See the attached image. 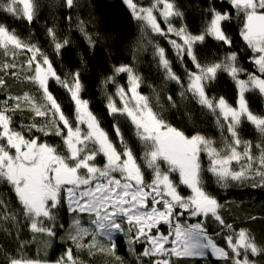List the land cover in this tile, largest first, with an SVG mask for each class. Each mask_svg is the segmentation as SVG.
Here are the masks:
<instances>
[{
	"label": "snow or ice",
	"instance_id": "6c2138e0",
	"mask_svg": "<svg viewBox=\"0 0 264 264\" xmlns=\"http://www.w3.org/2000/svg\"><path fill=\"white\" fill-rule=\"evenodd\" d=\"M123 2L139 23L141 38L151 46L164 80L175 82L182 100L190 97L212 117L221 133L220 144L201 133L186 135L167 123L154 110L150 97L140 91L143 78L134 66L113 65L112 74L100 82V87L109 114L128 120L143 146V163L152 173L151 180L146 181L141 163L119 126L114 125L118 149L92 112L90 101L83 97L80 71L61 75L54 60L31 35L22 37L15 28L0 23V53L7 58L0 62V70L12 76L23 71L24 79L39 93V98L24 92L0 100V183L10 186L33 233L56 235L54 210L62 200L74 214L66 238H61L72 246L55 261L31 258L22 246L15 254L0 249V255L5 264H83L74 248L87 250L89 255L115 256L116 239L122 233L130 252L135 253L134 245H144L136 258H154L150 264H175L173 257L207 261L209 256L221 264H257L255 257L264 255V244H258L249 229H236L220 215L223 205L205 189L201 154L208 157L206 170L221 186L229 181L264 186V112L253 111L248 99L251 93L264 97V0H227L228 8H217L209 0L196 31L185 22L177 0H150L147 5L138 0ZM64 4L72 8L74 0H64ZM0 12L31 25L38 19L39 4L36 0H0ZM233 20L239 21V35L252 52L249 59L255 71L244 68L235 51L212 58L200 54L210 40L231 48L233 40L226 28ZM77 23L91 46L94 41L84 21ZM45 32L58 57L69 39L58 35L55 26ZM149 34L171 46L183 77L174 71L168 50L148 39ZM20 55L26 57L22 63L17 62ZM121 74L127 77L126 85L117 79ZM224 75L236 89L231 102L211 91ZM52 83L68 95L73 106L71 116L50 90ZM4 84L0 79V86ZM109 85L114 92H108ZM156 99L158 102V95ZM167 99L175 104L171 95ZM24 111L31 114L29 123L15 121L16 113ZM244 123L255 128L259 142L241 139ZM34 131L59 137L64 151ZM98 156L104 158L102 166L96 162ZM173 173L178 174V182ZM180 186L190 189L191 195H181ZM191 218L197 219L188 222ZM210 219L217 225L212 233L206 226ZM0 220L18 223L17 212L4 197H0ZM161 225L167 229L162 231Z\"/></svg>",
	"mask_w": 264,
	"mask_h": 264
},
{
	"label": "trees",
	"instance_id": "16d2710c",
	"mask_svg": "<svg viewBox=\"0 0 264 264\" xmlns=\"http://www.w3.org/2000/svg\"><path fill=\"white\" fill-rule=\"evenodd\" d=\"M39 4L38 19L31 25L23 20L14 19L9 14L0 12V23H6L9 27L15 28L22 37L31 35L33 42L38 43L50 58L54 60L58 73L63 75L66 72L79 70L81 81L84 84L83 97L90 101V108L100 121L101 127L108 133L110 139L120 145L115 133L114 125L119 126L121 133L127 144L133 149L138 162L145 172V180L150 181L152 173L143 163V146L134 135L131 124L120 115H110L107 108V100L104 90L100 87V82L112 74L113 65L132 64L136 71L142 76L143 83L140 91L148 95L152 101L154 110L157 111L167 123L173 127L184 131L186 135L201 133L217 141L218 146L221 140V133L215 126L211 116L203 112L201 107L190 97L181 99L180 88L175 82H166L161 70L157 67L156 60L152 55V48L147 44V40H142L139 23L133 19L129 9L123 0H74V6L68 8L64 0H36ZM139 3L147 5L150 0H138ZM217 8H228L227 0H211ZM181 10L184 12V20L193 31L199 29L205 18L204 10L208 7L209 0H177ZM71 17V20L68 19ZM84 21L86 31L92 36L94 43L90 46L85 36L79 30L77 21ZM55 26L58 35L69 39V45L62 49L57 57L50 46L45 29ZM163 26V25H162ZM229 36L233 40L231 48L220 47L213 41L200 49V54L208 58L213 55L223 56L227 51H235L238 55L239 63L249 71H255L254 65L250 61L252 52L242 41L239 30V21L233 20L226 28ZM148 39L158 42L168 50L169 59L173 60V69L178 75L183 77V69L178 61L173 58L171 46L166 40L149 34ZM135 56V59L133 57ZM24 55L17 58L18 63L25 60ZM7 58L0 53V62ZM190 66V65H189ZM16 71V70H13ZM25 73L19 72V76L6 75L0 70V79L5 81L0 86V100L6 95H22L30 92L37 98L39 93L35 87L24 79ZM119 83L125 84L127 77L121 74ZM50 90L60 100L66 114L72 115L73 106L68 95L63 89L51 84ZM108 92H114L113 86H108ZM213 94L223 95L230 102L234 100L236 89L233 82L227 75L220 77L211 89ZM159 97L157 102L156 97ZM171 95L175 104L168 101ZM250 107L255 112H264V97L258 93H251L248 96ZM31 114L28 111L16 113L14 120L24 124L29 123ZM39 119V118H38ZM34 135L40 136L49 144L59 146L61 152L64 151L61 139L54 135L43 134L34 131ZM240 136L243 140H250L253 143L260 141V136L255 128L248 123H244L240 128ZM98 165H103V156H98ZM203 169L202 178L205 189L223 205L220 215L226 223L232 224L234 228H247L255 237L258 244H264V186L253 187L252 182L229 181L227 186L217 183L216 177L208 172V157L201 154ZM166 168V165H162ZM172 178L178 182V174L173 173ZM181 195H191L190 189L180 186L178 189ZM0 197L6 198L17 212L18 223H5L0 220V249L4 252L15 254L16 249L23 247L27 256L47 260L49 262L58 259L65 251L66 247L72 246L66 239L69 224L73 218V213L68 211L67 204L63 200L57 209L54 210L57 216V227L54 228L56 235L49 237L44 233H33L28 227V221L19 212V204L14 194L10 191V186L0 183ZM254 218V219H253ZM197 218H191L188 222H195ZM47 224L48 222L45 221ZM64 227L60 228L58 225ZM209 233L216 229L217 225L210 219L206 222ZM6 229L7 231H4ZM167 225H161V230H166ZM87 239V238H86ZM116 253L112 255L95 254L89 255L87 250L74 248V254L79 256L83 264H150L154 258L144 257L137 260V255L142 253L143 244H136L135 253L129 251L127 237L119 234L116 239ZM116 257L120 258L118 262ZM257 264H264V255L255 257ZM175 264H221L214 257L209 256L207 261L193 258L173 257ZM0 264H5V258L0 255Z\"/></svg>",
	"mask_w": 264,
	"mask_h": 264
}]
</instances>
